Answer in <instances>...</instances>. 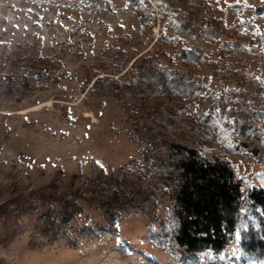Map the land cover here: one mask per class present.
Listing matches in <instances>:
<instances>
[{
    "label": "rangeland",
    "instance_id": "374dc122",
    "mask_svg": "<svg viewBox=\"0 0 264 264\" xmlns=\"http://www.w3.org/2000/svg\"><path fill=\"white\" fill-rule=\"evenodd\" d=\"M209 1L225 35L213 46L212 62L193 66L192 73L207 87L205 97L217 106L235 108L240 113L236 115H246V124L260 136L251 139L264 151V116L257 112L264 111V14L255 7L264 0ZM158 32L155 27L148 37L141 35L125 0H114L113 6L106 0H0V186L16 180L35 187L48 182L60 169L67 174L95 176L101 170L108 173L121 167H140L142 142L133 125L132 110L122 100L81 89V81L86 66L98 65L106 58L101 52L105 43L131 36L130 49L135 51L152 44ZM221 41L229 45L219 49ZM36 49L61 59L62 78L46 83L43 89L24 92L19 85L9 89L3 76L21 72L12 61ZM97 74L110 76L103 71ZM192 104H198L201 111L209 106L199 98ZM253 110L256 113L249 114ZM227 116L214 122L217 138L208 152L223 151L246 182H264L257 159L237 148L244 138L226 127ZM183 117L184 113H179L175 119L180 122ZM229 123L233 125V120ZM83 204L85 211L78 222L72 221L70 231H62L57 238L38 231L36 215H23L20 230L10 243L0 242V262L233 264L226 257L208 253L193 261L180 259L162 240H154L150 231L158 223L152 215H164L163 201L156 207L150 202L133 206L130 214L119 220L116 232H106L103 237L79 236L72 246L70 239L81 225L102 218L101 210ZM226 250L237 251L235 243Z\"/></svg>",
    "mask_w": 264,
    "mask_h": 264
},
{
    "label": "trees",
    "instance_id": "16d2710c",
    "mask_svg": "<svg viewBox=\"0 0 264 264\" xmlns=\"http://www.w3.org/2000/svg\"><path fill=\"white\" fill-rule=\"evenodd\" d=\"M106 1L114 5V0ZM255 7L264 14V3ZM125 8L144 37L158 27L154 42L135 51L130 49L131 36L105 43L101 52L106 58L85 67L81 89L122 100L132 110L142 142V165L101 170L95 176L60 169L35 187L16 180L0 186V242L10 243L27 214L36 215L42 234L57 238L62 231L68 233L70 223L78 222L85 211V201L101 210L102 218L78 228L70 239L75 246L79 236L116 232L119 220L133 206L150 202L156 207L163 201L164 215H152L158 224L150 235L175 250L180 259L193 261L208 253L233 264H264V182H246L223 151L208 152L217 138L214 122L228 115L226 127L244 138L237 148L255 157L264 175V151L251 139L260 136L246 124V115H236L240 113L235 108L217 106L205 97L207 87L192 73L193 66L212 62L213 46L225 35L221 19L209 0H125ZM228 45L221 41L218 48ZM61 62L41 49L32 50L12 61L21 72L10 71L3 80L11 90L18 85L24 92L43 89L62 78ZM99 71L110 76H99ZM198 98L209 104L205 111L192 104ZM257 112L264 116V111ZM179 113H184L180 122L175 119ZM232 242L237 251L226 250Z\"/></svg>",
    "mask_w": 264,
    "mask_h": 264
}]
</instances>
